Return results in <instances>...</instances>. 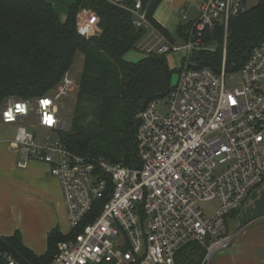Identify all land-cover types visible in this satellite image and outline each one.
Returning <instances> with one entry per match:
<instances>
[{"label":"built area","instance_id":"built-area-1","mask_svg":"<svg viewBox=\"0 0 264 264\" xmlns=\"http://www.w3.org/2000/svg\"><path fill=\"white\" fill-rule=\"evenodd\" d=\"M246 1L202 0L180 43L157 30L147 52L181 53L179 78L164 109L158 98L138 113L136 167L85 158L62 143L68 120L58 100L79 87L68 76L46 95L0 102V127H16L5 139L15 148L16 166L47 164L62 190L70 234L50 264H175L191 242L206 248V263L230 247L229 217L264 184V42L237 71L226 67L228 22L247 9ZM127 9L137 27L153 28L141 0ZM98 21L88 15L77 32L97 34ZM218 26L225 30L219 72L199 67L193 54ZM210 201L218 207L207 216L201 204ZM4 258L21 264L11 253Z\"/></svg>","mask_w":264,"mask_h":264},{"label":"trees","instance_id":"trees-1","mask_svg":"<svg viewBox=\"0 0 264 264\" xmlns=\"http://www.w3.org/2000/svg\"><path fill=\"white\" fill-rule=\"evenodd\" d=\"M161 1H148L144 7L147 19L153 28L175 41L154 17ZM136 2L77 0L68 6L63 21L48 0H0V102L8 97L33 98L53 92L81 53L83 66L74 112L67 128L60 132L62 143L85 158L138 166V113L153 100L168 95L172 73L178 70H171L168 54L148 53L138 63L125 59L148 30L137 27L134 14L127 9ZM83 12L99 18L98 32L89 38L77 32L87 17ZM190 29V23L177 27L180 40ZM224 33V26H218L204 34V46L193 53L199 67L221 70ZM212 42L219 44L216 50H205ZM260 42H264V0L230 18L227 70L237 71ZM68 237L52 231L47 251L38 255L23 243L19 231L0 236V264H8L4 258L7 252L21 264H50L59 242ZM205 255L204 246L191 242L177 253L175 264H205Z\"/></svg>","mask_w":264,"mask_h":264},{"label":"crops","instance_id":"crops-1","mask_svg":"<svg viewBox=\"0 0 264 264\" xmlns=\"http://www.w3.org/2000/svg\"><path fill=\"white\" fill-rule=\"evenodd\" d=\"M48 1L64 21L68 16V6L77 0ZM201 2L162 0L154 17L173 35V29L198 17ZM85 14L83 12L82 15ZM155 32L158 33L157 30ZM167 56L179 64L181 53ZM0 133V236H10L19 231L23 243L36 254L43 255L48 249L49 233L70 234L59 181L51 175L47 164L36 160L31 161L27 169H19L15 148L5 141L15 135L16 127H0ZM228 225L231 245L216 253L210 264H264V184L256 188L244 206L229 217Z\"/></svg>","mask_w":264,"mask_h":264},{"label":"rangeland","instance_id":"rangeland-1","mask_svg":"<svg viewBox=\"0 0 264 264\" xmlns=\"http://www.w3.org/2000/svg\"><path fill=\"white\" fill-rule=\"evenodd\" d=\"M258 1L259 0H247L246 1L247 8L252 7L256 3H258ZM159 6H160V4H159ZM173 35L177 39V41L180 43V38L177 36V29H175V30L173 29ZM157 41H158V33L155 32V30L153 28H148L147 32L140 39V41L137 43V47L128 51L125 54V59L127 61L132 62V63H138L144 57L148 56L147 48L149 46H153ZM172 59L173 58H171L170 56H167V61L169 63V66H170L171 70H174L179 66V64L176 65L174 59L173 60ZM82 66H83V55H81V53H78L75 57V60H74V63L72 65L70 72L66 76L72 78L76 82H79V79L81 76V71H82ZM178 78H179V72L176 70L173 71V73H172V85H176V83L178 82ZM76 94H77V90H74V91L70 92V95L62 96L58 100L60 115H61V117L65 118L66 120H70L71 116L74 112ZM160 99H161L160 109H164V107H165L164 98H160ZM50 137L53 140L56 139V135L54 133H50ZM201 205L204 208L207 216L213 215L215 213L217 207H218L217 201L205 202V203H202ZM229 225H230V221H229ZM210 263H211V261H206L205 264H210Z\"/></svg>","mask_w":264,"mask_h":264},{"label":"water","instance_id":"water-1","mask_svg":"<svg viewBox=\"0 0 264 264\" xmlns=\"http://www.w3.org/2000/svg\"><path fill=\"white\" fill-rule=\"evenodd\" d=\"M149 0H141L142 6L143 8L146 6V4L148 3ZM219 46L218 43H214V44H209L207 47H205V50H211V51H215V49Z\"/></svg>","mask_w":264,"mask_h":264}]
</instances>
